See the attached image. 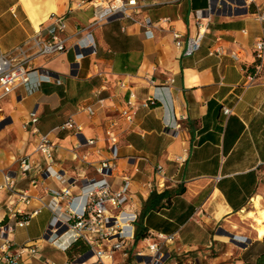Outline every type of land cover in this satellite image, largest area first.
<instances>
[{"label": "crops", "instance_id": "1", "mask_svg": "<svg viewBox=\"0 0 264 264\" xmlns=\"http://www.w3.org/2000/svg\"><path fill=\"white\" fill-rule=\"evenodd\" d=\"M82 1L89 0H0V55L12 56L18 46L31 54L34 36L49 37L51 16L65 22L59 32L65 49L31 58L30 85L0 100V186L6 173L18 171L21 159L29 161L31 177H18L16 190L32 197L22 205L25 211L37 210L26 226L9 233V255L22 248L20 264H63L79 256L82 241L62 250L68 232L59 231L52 242L53 217L63 222L69 207L66 199H53L50 189L76 178L71 206L78 208L85 177H95L99 163L111 160L114 170L107 181L117 189L123 175L130 177L129 197L138 212L135 232L142 227L146 233L134 238L130 252L143 247L149 233L159 232L172 237L163 249L180 263L211 247L220 234H231L233 218L257 198L264 202V55L259 81L245 84L259 61L254 46L264 37L259 17L264 0H136L132 19L95 25L93 8ZM208 8L200 47L185 55L184 43L176 46L172 33L179 32L183 41L194 35L196 15ZM146 19L151 25L143 28ZM46 73L51 78L41 79ZM118 81L137 96L130 123L119 115L128 92ZM99 97L107 109L92 116L79 110L96 108ZM151 97L154 101L144 104ZM69 119L73 127H62ZM109 133L118 140L115 159L107 148ZM41 135L54 146L45 181L39 175L48 167L37 151ZM85 138L95 142L82 145ZM184 149L185 161L178 163ZM9 197L0 187V222ZM233 235L235 241H249L245 249L253 243ZM114 258L121 260L119 252Z\"/></svg>", "mask_w": 264, "mask_h": 264}, {"label": "built area", "instance_id": "2", "mask_svg": "<svg viewBox=\"0 0 264 264\" xmlns=\"http://www.w3.org/2000/svg\"><path fill=\"white\" fill-rule=\"evenodd\" d=\"M93 8L92 25L102 24L105 22L132 19L133 13L136 12V0H89L83 2ZM196 15L197 31L194 35L189 36L184 41L179 32L173 31L175 45L181 47L184 43L183 53L191 55L200 47L201 40L207 27V21L211 17V8L204 12H198ZM259 17L264 19V13H260ZM52 24L48 28V38L43 39L40 36H34L32 40L33 52L27 54L23 46H18L14 50V55H0V100L11 94L18 86L30 85V67L31 58L40 55H50L61 52L65 49L64 41L59 36V32L65 30V22L61 16H51ZM151 25V21L146 19L143 28ZM255 56L259 60L255 66L254 72L247 74L246 85L254 84L259 81L258 73L263 67L264 55V37L259 38L254 46ZM43 78H51L47 73ZM172 82V79H170ZM264 82V81H263ZM118 87L127 90L128 96L119 111V115L128 123L132 122L137 109V96L133 88L124 81L117 82ZM97 94L99 91L96 92ZM148 101H154L149 98ZM95 108L93 105H81L80 111H85L92 116L96 110H105L108 108L106 100L102 97L96 99ZM223 112L228 114L230 110L224 108ZM37 121L36 117L30 119L31 123ZM74 122L69 119L62 124V127L72 128ZM57 130L60 127L56 128ZM76 134L79 135V126H76ZM108 150L112 159L117 158V137L113 133H109ZM95 142L93 138H85L82 145H92ZM53 143L46 135L39 137L37 151L48 167L41 169L39 175L42 181H45L50 173L48 172L49 164L53 161ZM176 157L178 163L185 161V152ZM31 169L29 161L21 159L17 172H8L4 176L1 188L10 193L9 200L5 206L6 216L0 222V260H4L5 264H20L19 256L22 248L15 254L9 255V249L12 243L9 239V233L16 227L26 226L30 219L37 213V210L27 212L23 206L29 205L32 197L24 190H16V180L18 177H31ZM158 172L162 171L161 166L156 167ZM114 170V163L111 160H103L95 168V177H85V184L80 187L82 192L80 206L72 208L74 199L77 197L72 194L71 188L76 185V178L66 181L62 188L50 189L53 199H66L68 204V214L62 222L55 214L54 222L49 228L52 242H56V234L59 231L69 233L67 244L62 246V250L68 249L71 245L78 241H82L86 245V249L76 258L71 259L63 264H106L105 259L110 260L109 264H178L173 260L167 251H164V245L172 237L163 233H149L146 238V244L143 247L130 252L129 245L135 238V224L138 219L137 209L133 206L129 197L130 177L122 176V183L117 189H112L107 181V177ZM55 177H60L55 174ZM31 182H35L31 179ZM150 188L152 185H148ZM23 205V206H22ZM109 207H113L115 212H111ZM60 236V235H59ZM245 239V238H244ZM246 240V239H245ZM244 240V241H245ZM248 242V240H247ZM119 252L121 260L114 258V253ZM54 264V263H52Z\"/></svg>", "mask_w": 264, "mask_h": 264}, {"label": "rangeland", "instance_id": "3", "mask_svg": "<svg viewBox=\"0 0 264 264\" xmlns=\"http://www.w3.org/2000/svg\"><path fill=\"white\" fill-rule=\"evenodd\" d=\"M259 203V204H258ZM254 204H258V208L264 207V202L257 198ZM254 204H250L247 208L248 211H255L257 208ZM245 210L237 214L229 224L230 234H220L212 246L207 248L200 254H190L178 264H248L252 262L258 252L262 249L261 239H258L255 232L256 223L252 217H247ZM233 234H236L242 239L240 235L249 237L253 240L251 246L246 247L247 240L239 242L233 240ZM255 242V243H254Z\"/></svg>", "mask_w": 264, "mask_h": 264}, {"label": "bare ground", "instance_id": "4", "mask_svg": "<svg viewBox=\"0 0 264 264\" xmlns=\"http://www.w3.org/2000/svg\"><path fill=\"white\" fill-rule=\"evenodd\" d=\"M258 204H254V205L257 207ZM246 215H247V217H252L256 223L255 232H256L257 238L258 239L263 238V236H264V207H262V208L257 207L255 209V211H252V210L248 211L247 210Z\"/></svg>", "mask_w": 264, "mask_h": 264}, {"label": "trees", "instance_id": "5", "mask_svg": "<svg viewBox=\"0 0 264 264\" xmlns=\"http://www.w3.org/2000/svg\"><path fill=\"white\" fill-rule=\"evenodd\" d=\"M153 195H155V193H152ZM163 196V194L160 195H155L156 198H161ZM152 209H154L156 206H154L153 204L150 205ZM146 235L145 233V229L142 227H139L136 232H135V238L136 239H140L143 238ZM262 243V249L258 252V254L255 256L254 260L248 264H264V236L261 240ZM86 249V246L84 244H81L79 247V250L82 251Z\"/></svg>", "mask_w": 264, "mask_h": 264}, {"label": "water", "instance_id": "6", "mask_svg": "<svg viewBox=\"0 0 264 264\" xmlns=\"http://www.w3.org/2000/svg\"><path fill=\"white\" fill-rule=\"evenodd\" d=\"M231 235V234H230ZM233 237H236L235 235H232Z\"/></svg>", "mask_w": 264, "mask_h": 264}]
</instances>
